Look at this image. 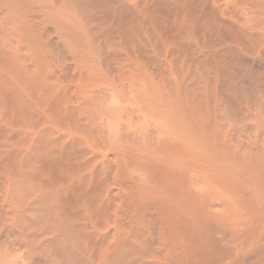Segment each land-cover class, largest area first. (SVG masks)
Returning <instances> with one entry per match:
<instances>
[{"label":"bare ground","instance_id":"1","mask_svg":"<svg viewBox=\"0 0 264 264\" xmlns=\"http://www.w3.org/2000/svg\"><path fill=\"white\" fill-rule=\"evenodd\" d=\"M0 264H264V0H0Z\"/></svg>","mask_w":264,"mask_h":264}]
</instances>
